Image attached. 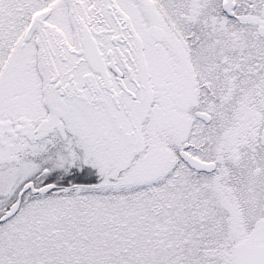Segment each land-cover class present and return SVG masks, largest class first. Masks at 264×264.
Returning <instances> with one entry per match:
<instances>
[{"label":"snow or ice","instance_id":"snow-or-ice-1","mask_svg":"<svg viewBox=\"0 0 264 264\" xmlns=\"http://www.w3.org/2000/svg\"><path fill=\"white\" fill-rule=\"evenodd\" d=\"M0 264H264V0H0Z\"/></svg>","mask_w":264,"mask_h":264}]
</instances>
